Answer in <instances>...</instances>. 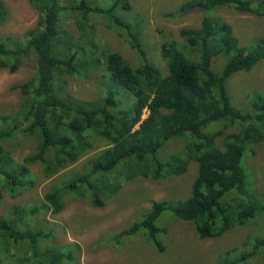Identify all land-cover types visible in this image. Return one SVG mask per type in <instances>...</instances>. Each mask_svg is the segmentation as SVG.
Listing matches in <instances>:
<instances>
[{
    "label": "trees",
    "instance_id": "trees-1",
    "mask_svg": "<svg viewBox=\"0 0 264 264\" xmlns=\"http://www.w3.org/2000/svg\"><path fill=\"white\" fill-rule=\"evenodd\" d=\"M29 2L40 14L35 27L23 35L0 34V68L15 70L24 58L35 61V75L13 86L22 99L19 108L12 114L0 113V189L14 194L32 189L37 176L29 169L31 164L39 162L42 176L49 178L75 164L95 141L104 139L108 144L79 170L54 183L44 193L40 207L36 203L14 204L0 214V264H79L72 261V252L66 248L61 251L65 245L54 244L56 231L48 226L50 223L46 225V219L42 222L40 209L58 213L66 198L76 195L87 196L93 206H103L116 192L118 180L179 175L190 160L198 164L190 195L182 200L152 202L144 218L118 233L115 240L142 230L155 249L164 250L159 238L164 228L156 225V219L166 210L178 219L192 221L200 239L219 236L233 225L254 224L264 216V199L245 182L242 168L250 143L264 142V88L251 90L247 107L239 109L231 103L226 86L234 73L249 70L264 59V39L242 45L231 24L213 15L221 5L262 15L264 0L179 3L176 14L194 10L203 15L199 27L179 31L186 50L176 42L162 45L167 61L165 75L145 59L139 37L129 31L128 39L143 61L133 67L117 52L101 53L106 81L103 94L95 99L63 92L64 84L58 81L61 75L77 72L80 64L81 68L89 64L81 61L83 46L78 50L80 55L78 51L71 53V35L59 23L64 6L59 0ZM70 8L82 12L81 28L90 12L107 14L116 25L129 26L115 16L118 9L130 8L129 0H114L107 7L78 0ZM6 15L7 8L0 0V23ZM59 44L65 48L63 52L55 50ZM217 56L225 57L218 72L212 67ZM145 110L148 113L142 117ZM219 122L242 124L239 131L224 133L222 147L216 138L223 131H207ZM16 132L37 135L41 142L21 162L16 161L14 148L8 146ZM175 138L184 139L183 148L163 157L160 148ZM102 192L108 193L104 200ZM41 241L46 245L41 246ZM71 246L79 248L77 244ZM256 257L264 264L263 230L220 253L214 264H243Z\"/></svg>",
    "mask_w": 264,
    "mask_h": 264
},
{
    "label": "rangeland",
    "instance_id": "rangeland-1",
    "mask_svg": "<svg viewBox=\"0 0 264 264\" xmlns=\"http://www.w3.org/2000/svg\"><path fill=\"white\" fill-rule=\"evenodd\" d=\"M2 1L7 8V15L0 23V34L23 35L35 27L40 14L29 0ZM59 1L64 6L59 23L61 29L71 35V38L67 37L73 47L71 53L83 46L85 50L81 61L89 64L88 68H81L80 64L77 72L61 75L58 81L62 80L64 84L63 92H70L82 99H95L103 94L106 69L101 53L117 52L133 67L142 63V56L128 39L129 31L136 39L139 37L145 59L165 75L167 61L162 55V45L176 42L186 50V42L180 38L179 31L184 27H199L203 15V12L194 10L176 14L179 3L184 0H129L130 8L118 9L115 15L129 23L128 28L116 25L107 14L94 12L88 13L85 27L81 28L79 22L82 12L70 8V5H77L78 0ZM88 1L92 6L107 7L114 0ZM213 15L231 24L242 45H252L255 39H264V13L256 15L238 11L231 5H221ZM130 36L132 39L131 34ZM93 45L98 49L95 50ZM55 50L63 52L65 48L59 44ZM80 52L82 51L77 52V56ZM224 61V56L215 57L212 61L213 69L218 72ZM34 75L33 57L21 59L15 70L0 68V113L12 114L19 108L22 99L13 86ZM226 86L231 103L239 109L247 107V94L255 88H264V59L249 70L234 73L228 78ZM147 113L145 110L142 117H146ZM241 126L240 123L228 125L219 122L208 127L207 131H223L216 138L217 144L222 147L224 133L237 132ZM181 141L184 139L167 141L160 148V154L167 157L177 152L183 148ZM40 143L37 135L16 132L8 146L14 148L15 159L21 162L24 156L35 152ZM107 144L104 139L95 141L94 146L75 164L49 178L42 176L39 162L31 164L29 169L37 176L35 187L17 194L0 189V214L14 204L36 203L40 207L44 193L54 183L70 172L79 170L83 162L107 147ZM242 168L245 182L252 185L264 199V142L250 143L244 153ZM197 172V162L190 160L186 171L179 175L159 179L142 176L130 180L122 178L115 184L116 192L105 199L103 206H93L87 196L76 195L66 198L60 212L53 213L42 208L38 216L42 217V222L46 219V225L50 223L48 226L55 229L54 244L65 245L61 247V251L66 248V252H72V261H78L79 264H214L220 253L241 245L250 234H256L257 230L264 231V216L254 224L233 225L219 236L200 239L192 221L178 219L171 211L166 210L156 219V225L164 228L159 233L164 250L155 249L145 239L142 230L124 235L118 241L114 239L134 222L141 221L152 202L182 200L189 196ZM106 195L107 192H102L103 200ZM46 243L41 241L40 244L42 246ZM73 244H77L79 248L70 247ZM19 245L24 250V245ZM243 264H259V259L256 257Z\"/></svg>",
    "mask_w": 264,
    "mask_h": 264
}]
</instances>
